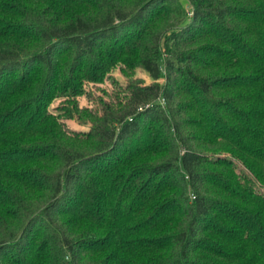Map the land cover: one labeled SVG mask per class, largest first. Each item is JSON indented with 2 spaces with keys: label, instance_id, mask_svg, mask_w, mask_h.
I'll return each mask as SVG.
<instances>
[{
  "label": "trees",
  "instance_id": "obj_1",
  "mask_svg": "<svg viewBox=\"0 0 264 264\" xmlns=\"http://www.w3.org/2000/svg\"><path fill=\"white\" fill-rule=\"evenodd\" d=\"M118 62L153 82L73 105ZM222 152L264 185V0H0V264H264Z\"/></svg>",
  "mask_w": 264,
  "mask_h": 264
},
{
  "label": "rangeland",
  "instance_id": "obj_2",
  "mask_svg": "<svg viewBox=\"0 0 264 264\" xmlns=\"http://www.w3.org/2000/svg\"><path fill=\"white\" fill-rule=\"evenodd\" d=\"M134 82L149 84L153 82V80L143 69H133L128 67V65L123 62H118L110 68L102 81L85 80L84 92L71 97V99L73 101V105L77 106L80 110L98 112L99 115H102L103 112L101 108L106 103L119 106L123 101H125L129 86ZM69 104L70 102L68 99L65 97H59L52 102L50 108L55 113H60L61 110ZM63 121L65 122L66 127L73 131L88 129V124H80L81 120L76 118H63ZM220 154L221 157L227 158L230 161L239 174L248 180L256 182V189H259L264 193V185L256 181L252 174V170L246 161L230 152H222Z\"/></svg>",
  "mask_w": 264,
  "mask_h": 264
}]
</instances>
